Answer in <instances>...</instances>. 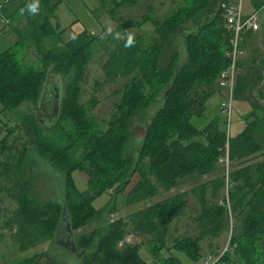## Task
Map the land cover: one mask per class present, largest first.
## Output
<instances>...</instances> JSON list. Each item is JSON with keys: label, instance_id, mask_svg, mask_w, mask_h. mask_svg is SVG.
<instances>
[{"label": "trees", "instance_id": "1", "mask_svg": "<svg viewBox=\"0 0 264 264\" xmlns=\"http://www.w3.org/2000/svg\"><path fill=\"white\" fill-rule=\"evenodd\" d=\"M133 1L102 0L101 9L106 14H112L113 11L107 8L109 2L122 6L127 2L133 4ZM191 1L181 0L184 10L177 26L170 19L151 21L153 35L140 54L144 62L167 80L168 85L157 95L161 99L158 102L160 107L147 121L133 163L126 155L133 146L129 137V121L137 112L142 113L139 117L143 120L146 109L135 106L130 111L127 106L120 105L118 114L111 120L113 126L109 132L99 134L98 131H93V123L88 117L97 105L95 97L92 96L87 103L79 105L80 86L85 82L86 76V65L80 56L82 48L80 43L83 39H88L87 32L76 34L77 36L63 43L61 32L53 22L54 11L60 0H24L20 8L8 16L13 18L18 13L25 21L15 29L16 41L13 46L0 53L2 112L11 111L23 103L30 104L36 110L47 70L53 66L54 71L68 78L70 84L60 101L58 118L52 125L58 128L61 124L67 123L71 114L78 108L85 117V120H80L79 123L72 122L75 125L72 124L70 127V135L65 132L54 133L55 136H52L61 143L64 141L72 143L73 137L81 136L78 141L83 152L76 160L64 156L55 158L48 156L49 159L42 153L41 148L46 145L48 138L42 135L44 126L40 125L35 112L26 115L13 127L5 129L6 137H13L18 133L21 134L19 136L23 142L21 148L17 149L15 141L10 145L3 142L4 140L0 141V195L5 194L15 205L11 212L0 218V229L17 243L20 250L29 251L38 243L56 240L60 233L68 234L67 224L61 220L63 206L66 209L63 218L67 219L71 231L83 227L97 213L92 207V201L104 193L106 188L116 184L118 186L114 190L115 195L121 194L128 186L132 174L141 172L142 160L145 158L148 174L155 180V188L147 180H138L127 194L129 204L145 199L159 188L163 190L175 188L177 182L191 172L203 176L214 169L221 157H224L228 164L245 165L227 175L228 202L225 198L222 200L219 198L225 185L223 179L211 180L198 188L196 196L200 210L194 218L201 231L198 239L220 237L228 224L230 211V217L234 213L236 219L231 237V245L236 244V247L232 253L230 250L223 253L216 264H264V158L249 164L255 157H261L260 151L264 148V142L260 145L258 136L260 133L264 134V115L248 116L244 129L232 138L227 135L223 128L224 124L222 127L220 122L222 110L201 130L191 123L192 118H200L204 114L205 104L217 93L218 85L214 77L216 72H212V68L216 66L214 62H220L222 69L229 67L226 54L230 50L231 38V33L225 28V11L222 8V5H229L230 0H194L192 3ZM31 3L36 4L35 13L28 10ZM189 20L197 26L196 33L190 32L187 35L179 33L187 62L173 71L170 67L159 70L166 50L171 48L176 39L175 30ZM198 20L199 24L196 23ZM116 25L120 31H128L136 26L133 21H125L121 17L116 19ZM200 30L208 33L213 43L211 50L215 51L214 54L203 57L204 45L198 32ZM251 37L249 31L241 34L242 51L244 46L251 42ZM126 43L127 41L121 46L122 58L135 57V52L131 53L125 46ZM216 50L220 53V59L214 61ZM254 53L251 51V56L243 63L239 61L236 67L255 63L257 60ZM28 56H34V61H28ZM137 60L138 58H135L131 61L137 63ZM260 63L264 64L263 61ZM140 76L139 73L134 75L136 85L129 88L130 94L134 91L141 93L144 90ZM178 109L181 110L178 111L180 113L178 122L165 125ZM154 137L159 138L155 141ZM199 137L206 139L207 144L195 140ZM31 146L34 147L32 151ZM85 150L89 153L87 154ZM31 152L46 156L66 174L58 204L40 206L36 199L30 196L32 179L24 172V167L30 162ZM76 169L87 177L89 190L86 192H79L74 188L71 172ZM126 169L130 176L125 179ZM57 179L61 181V177ZM207 191L210 192L209 201ZM179 204V200H170L140 210L131 218L134 231L138 235L149 236L150 240L154 238L155 244L152 245L157 250L159 243L153 230L160 223L167 225L180 214L182 208ZM126 227L127 224L121 221L113 222L95 238L92 234L74 240L75 250L79 249V254H82L80 264H147L136 249L129 246L122 249L117 247L118 239L124 234ZM162 232L164 234V230ZM199 240L194 242L189 239L179 240L176 251L178 253L181 251L188 259L196 261L199 259L197 257ZM160 241L164 242L162 239ZM238 247H241L240 251ZM233 254L235 256L231 260L230 256ZM154 256V262H159L160 255ZM36 258L34 255L17 264H34ZM163 259L159 263L181 264L178 258L172 255ZM48 264L63 263L52 258Z\"/></svg>", "mask_w": 264, "mask_h": 264}, {"label": "rangeland", "instance_id": "2", "mask_svg": "<svg viewBox=\"0 0 264 264\" xmlns=\"http://www.w3.org/2000/svg\"><path fill=\"white\" fill-rule=\"evenodd\" d=\"M116 1L119 2L120 0ZM19 2L22 1L19 0ZM245 2L246 0H230L228 1V4L236 6L237 4L242 3V5H245ZM101 3L100 0H62V3H60L54 11L55 19L53 22L54 25H58L57 28L61 32V39L63 43H66L74 36L84 32V30L81 31L79 27L72 28L76 18L84 21L86 14L95 12L99 19L101 26L100 29L102 31L91 33L86 31L88 39H83L81 41L82 43H80L82 47L80 56L86 65V76L85 82L80 86L79 105L81 106L87 103L92 96L95 97L97 105L89 115L88 120L93 123V131H98L99 134H105L110 131L111 126H113V121L111 122V120L116 114H118L120 105L127 106L130 111H132L135 106H141V108L146 109V112L143 111L146 115L143 120L139 117L142 113L138 114L137 112L129 121V137L130 143H132L133 146L130 151L126 152V155L133 163L136 158L135 152H137L139 142L147 127V121L151 119L152 114L160 107L158 102L161 99L157 97V95L168 85L167 80H165L160 73L155 72L149 64L142 60L140 52L147 47L148 41L153 35L151 21L154 19H170L177 26L184 8L181 5V0H134L133 4L127 2L126 5L122 6H116L109 2L110 4L107 5V8L113 12L112 14H106L101 9ZM118 17H121L125 21L131 20L136 26L128 31H120L117 29L116 25V19ZM199 22L200 20L196 23L199 24ZM196 31L197 26H195V23H193L192 20L180 25L175 30L174 35L176 39L171 48L166 50L162 62L160 63L159 70H165L170 67L173 71L187 62V59L184 56V50L182 49V41L179 37V33L187 35V33L190 32L194 34ZM198 32L200 33V38L204 45L203 57L214 54L215 51L211 50L213 43L208 33L204 31L202 32L201 30ZM76 33L78 34L76 35ZM129 37L132 38V44L131 46H128V50L131 53L135 52V57L122 58L121 46ZM263 40L264 39L262 38V40H258L255 43L260 51H262V47H264ZM216 52L214 61L220 59L219 51L216 50ZM27 58L28 61L31 62L35 59L34 56H28ZM135 58H138L137 63L131 61H134ZM214 64L216 66L212 68V72H216L214 73V77L217 80L218 92L219 89H221L219 86L221 74L226 71L227 68L222 69L220 62H214ZM137 73L141 75L140 77L143 81L144 90L141 93L134 91L130 94L128 90L131 86L134 87L136 85L133 78ZM49 78H52V83L60 90L61 101L70 84L69 79L54 71L53 66L49 67L47 70L46 80ZM97 84L99 85V89H97ZM223 96L215 93L214 96L210 98L205 107L204 114L200 118H192L191 123L194 127L201 130L216 115H219L217 111ZM261 97L264 100V90L262 91ZM179 110L180 109L172 114L171 119H169L165 125L169 126L178 122L179 112L181 111ZM33 112L36 113L40 125L44 126L42 127V135L48 138L46 145L44 144L43 148H41L42 153L47 155V157L51 156L53 158L64 156L69 159H79L82 154L81 152H83V148L80 146L81 143L78 141L81 136L73 137L71 139L72 143L65 141L62 143L61 141L58 142V140L56 141L54 139L55 137L52 138V136L60 133L63 134L65 132L70 135V127L72 124L75 125L74 123H79L80 120H85L80 108L71 114V117L69 118L70 120L67 121V123L65 122L56 128L52 123H43V117L38 111V106L35 110L30 104L23 103L18 105L15 109L3 113L2 106L0 105V141L4 140L3 142L7 143V145H10L15 141L16 148H21L23 142V139L19 136L21 134L17 133L13 137H6L5 129L6 127H13L14 124H18L26 115ZM245 112V106L232 102L229 117L224 114L223 116H219L222 127L224 124L223 128L227 131V135L230 138L237 136L244 129L246 123ZM69 128L70 132L68 130ZM160 128L164 129L162 127ZM263 135L262 133L258 135L260 145L264 142ZM158 138L154 137L153 140L157 141ZM195 140L207 144L206 139H203L202 137L196 138ZM32 150H34L33 146L30 147V151ZM73 153L75 154V157ZM86 153L88 154L89 152ZM260 154L261 157H255L250 160L249 164L260 161L264 158V148L260 151ZM29 157H31V159L30 162L26 163L24 172L32 179L30 196L36 199L40 206L58 204V197L61 190L64 188L66 174L55 165V163L49 161V157L48 159L46 156L42 157L34 152L33 154L32 152L29 153ZM96 158L94 157V159ZM221 158L223 160L221 159L222 161L220 160L217 166L209 173L199 176L198 174L191 172L183 179L179 180L175 188L170 190L159 188L145 199L129 204L127 202L129 199L127 194H129L138 180H147L149 184L155 188V180L148 174L147 158H145L142 160L143 165L141 167V172L132 174L128 186L121 192V194L115 195L114 190L118 186V184H116L112 187L106 188L104 193L100 194L92 201V207L97 213L83 227L75 229L70 235L67 233H60L56 240L53 239L45 243H38L29 251L24 252L18 248L17 243L10 238L7 233L5 234V232L0 229V264L21 263L25 259L34 255L37 257L34 264H48L52 258L59 260L63 264H80L82 258L79 256V249L78 251H72L71 244H74V240H77L78 237L89 236L92 234L94 235L93 238H95L98 233L104 232L110 223L118 221L126 223L127 227L124 234L118 239L117 247L122 249L125 246H129L136 249L140 257L147 264H161L159 262L164 260L163 258H168L171 255L177 257L181 264H216L223 253L228 250L232 253L233 249L236 247V244L235 246L231 245L233 227L236 224L235 215L233 213L232 217H230V211L228 212V224L220 237L217 239L204 237L199 240L198 238L201 231L198 228L197 223L194 221L195 216L200 210V204L196 194L198 193V188L207 182L215 179H223L225 185L219 194V198L221 200L225 198L228 202L227 190L229 189V186L227 184V175L233 170L245 165V163L228 164L224 157ZM92 161L94 162L95 160H91V162ZM100 175L103 180L102 173H100ZM129 176L128 169H126L124 178L126 179ZM57 177H61V181H59ZM71 180L77 191L86 192L89 190L87 177L80 170L76 169L71 172ZM102 180L100 182H102ZM209 194L210 192L207 191V201H209ZM170 200H179V206L182 210L181 213L167 225H164L163 223L156 225L157 228H155L153 232L159 246L157 250H155L152 245L155 244V239L152 238L150 240L149 236L138 235L134 231V225L131 218L140 210ZM14 208L15 205L5 194L0 195V218H3L4 215L11 212ZM163 230L164 234H162ZM161 239L164 240V242H161ZM184 239H189L193 242L199 240L197 244L198 260L191 261L181 251L180 253L176 251L177 242ZM238 250L240 251L241 247H238ZM155 254L160 255L159 262L157 263L154 262ZM234 256V254L233 256H230L231 260L234 259Z\"/></svg>", "mask_w": 264, "mask_h": 264}, {"label": "crops", "instance_id": "3", "mask_svg": "<svg viewBox=\"0 0 264 264\" xmlns=\"http://www.w3.org/2000/svg\"><path fill=\"white\" fill-rule=\"evenodd\" d=\"M20 1L23 2L24 0ZM100 1L102 2V0ZM22 2H19V0L18 2L17 0H0V53L13 46L16 41L15 29L16 27L21 26V24L24 23L23 21H25L24 19L22 20V16L18 13H16L13 18L8 17L20 8ZM60 3H62V0H60ZM240 6L243 16L248 17L255 14L258 24L257 31H249L252 36L250 39L251 42L249 45L244 46L243 55L239 59L240 63H243L251 56L252 51L255 52L254 57L257 61L249 65L243 64L239 68H236L234 83L230 92L232 102L246 107V120L250 115L258 117L264 115V100L261 97V93L264 90V64L260 63V61L264 62V47H262L263 49L260 51L255 44L258 40H262V38L264 39V0H246L245 5H242L241 3ZM85 16L84 21L76 18L72 28L79 27L81 31L84 30L88 33L102 31L100 29L101 26L99 19L95 12L88 13ZM217 93L220 96L224 95L221 99L222 101L219 103V109L217 111L218 114H220L221 104L228 97L229 93L222 88L219 89ZM207 103L205 104V107Z\"/></svg>", "mask_w": 264, "mask_h": 264}, {"label": "built area", "instance_id": "4", "mask_svg": "<svg viewBox=\"0 0 264 264\" xmlns=\"http://www.w3.org/2000/svg\"><path fill=\"white\" fill-rule=\"evenodd\" d=\"M222 8L225 11V28L231 33V38L229 41L230 50L226 54L229 60V67L221 74L219 86L229 93L228 97L221 104L222 114L229 117L232 104L230 92L234 83L236 64L243 55V51L240 48L241 34L246 31H257L258 24L255 14L248 17L243 16L240 3L236 6L222 5Z\"/></svg>", "mask_w": 264, "mask_h": 264}, {"label": "water", "instance_id": "5", "mask_svg": "<svg viewBox=\"0 0 264 264\" xmlns=\"http://www.w3.org/2000/svg\"><path fill=\"white\" fill-rule=\"evenodd\" d=\"M60 102V90L52 83V78L45 80L42 90L40 92V98L38 101V111L43 117V123L48 122L54 124L58 118ZM65 207L61 214V220L66 222V230L68 234H71L70 225L67 223L63 216H65ZM72 250L75 251L74 245L71 244ZM82 254H79L81 256Z\"/></svg>", "mask_w": 264, "mask_h": 264}, {"label": "clouds", "instance_id": "6", "mask_svg": "<svg viewBox=\"0 0 264 264\" xmlns=\"http://www.w3.org/2000/svg\"><path fill=\"white\" fill-rule=\"evenodd\" d=\"M28 10L32 13H35L36 12V4L35 3H31L28 5ZM132 44V38L129 37L128 40H127V43L125 44L126 47L128 46H131Z\"/></svg>", "mask_w": 264, "mask_h": 264}]
</instances>
